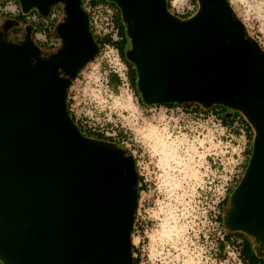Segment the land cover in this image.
<instances>
[{"label":"water","instance_id":"1","mask_svg":"<svg viewBox=\"0 0 264 264\" xmlns=\"http://www.w3.org/2000/svg\"><path fill=\"white\" fill-rule=\"evenodd\" d=\"M47 16L60 45L42 52L27 25L0 21V263L134 264L139 198L133 155L84 136L67 110L78 71L97 53L81 0H17ZM128 37L126 59L144 104L195 102L240 111L254 129L251 153L223 215L264 253V51L245 36L228 0H197L181 19L166 0H111Z\"/></svg>","mask_w":264,"mask_h":264},{"label":"rangeland","instance_id":"2","mask_svg":"<svg viewBox=\"0 0 264 264\" xmlns=\"http://www.w3.org/2000/svg\"><path fill=\"white\" fill-rule=\"evenodd\" d=\"M228 2L244 24L245 36L264 51V0ZM50 11L60 13L56 26L63 18L61 4H54ZM120 23L129 42L122 19ZM20 26V33H10V27L7 35L22 38L26 27ZM54 28L47 36L55 37L60 45ZM34 37L43 38L40 34ZM103 55L82 67L67 96L75 115L100 117L106 126L122 131L125 140L115 141L133 154L138 175L142 174L145 188L137 201L133 256L139 257V264H238L232 247L225 248L224 259L216 250L222 232L214 214L222 213L219 202L241 175L245 149L250 145L247 137L241 131L234 133L236 128L221 129L210 119L144 106L136 89L134 66L129 85L112 90L106 82L108 66Z\"/></svg>","mask_w":264,"mask_h":264},{"label":"built area","instance_id":"3","mask_svg":"<svg viewBox=\"0 0 264 264\" xmlns=\"http://www.w3.org/2000/svg\"><path fill=\"white\" fill-rule=\"evenodd\" d=\"M172 1L170 0V10L169 11L173 15L181 19L183 16H186V15L192 16V14L198 8V3L195 0L194 2H192V0H176V1L172 0ZM81 5L88 15V25H89V30L92 36L98 37V38L108 37L110 39V42H106V43L100 42L97 45L98 51L96 55L90 61H93L94 59L98 58L99 55L103 53L104 55H103L102 60L106 61L107 66H108L107 71H106L107 85H108L107 73L109 71H112L119 77L120 82H121L120 85L128 86L130 79H131L130 74H131L132 67H130L128 63L122 58L118 49L114 45L111 44L113 42L122 41L125 38L124 33L121 32L120 20L122 18H121V12H120L119 7L111 0H82ZM7 12L10 14V16H14V17L18 16L19 14H23V21L21 23L24 24V27L26 26V24H29L32 27V34H33L32 39L35 41L36 44L41 43V42H47L49 47H53L52 50L50 51L55 50L59 46V43L57 39H55V37L50 38L49 36H47V33L49 34V29L51 28L53 31V28L55 26L54 23L60 18V13L58 11H49L48 17L45 19H42V16L40 14L39 15L41 17L38 16V12L36 10L33 12L29 11L27 13H23L20 9L19 4L15 2V0H0V13H7ZM41 21L44 23V28L42 30H39L38 23ZM47 26H49L48 29H47ZM37 34L42 35L43 38L34 37V35H37ZM67 98H68L67 100H68V105H69V111L74 116V119L79 121V124L81 125V127L88 128L91 130L101 131V132H104L105 135H108V136H115L117 134V130L113 129L112 126L111 127L106 126L107 122L102 121V118L100 117L93 118V117H87L86 115H80V114L75 115L73 108L71 107V102L69 103L70 101L69 96H67ZM143 105L146 107H150V109H153L154 107L156 108V106L163 107L164 113L173 114V113L180 112L182 114H188V115L195 116L199 119H210L212 122L217 123L221 129L225 128V129L232 130L233 128H236V131H233L234 133L239 134V131H241L244 133L246 137L245 125H243L241 122L237 120L238 117L236 115H235L236 120L233 122L232 125H225L222 122V119L218 118L217 114L213 110H208V111H204L202 109L199 110L196 108L197 106L193 103L176 104L174 106H168L165 104H151V105L143 104ZM219 214H220L219 211H217L214 214V221L217 223L219 230L222 232L221 237H220V241H221L223 240L227 229L225 228V226H223L220 223ZM241 241H242L241 238L233 235L230 237L229 241L225 244L223 250L219 249V244L216 250L218 251V253L225 254L227 252L225 248L232 247L231 248L232 254H234V258L238 260V264H248V263L242 262L241 260V256H240ZM225 257H226V254L224 258Z\"/></svg>","mask_w":264,"mask_h":264},{"label":"trees","instance_id":"4","mask_svg":"<svg viewBox=\"0 0 264 264\" xmlns=\"http://www.w3.org/2000/svg\"><path fill=\"white\" fill-rule=\"evenodd\" d=\"M195 1L197 2V0H195ZM81 2H82V0H81ZM166 2H167V8H168V10H170V0H166ZM8 16H10V14L8 12L7 13H0V21L3 20V19H5ZM189 16L190 15L183 16L182 19H186ZM14 20H16L19 23H21L23 21V14H19L18 16H15V19ZM43 28H44V23L41 21V22L38 23V29L39 30H42ZM10 31H11L10 33H12V34H18V33L21 32V28L19 29V27H11ZM31 37H33V34H32ZM93 39L95 40V42H96L97 45L100 42L101 43L110 42V39L108 37L98 38V37H94L93 36ZM111 44L114 45L118 49V51H119L120 55L122 56V58L126 62L130 63L126 59V57L124 55V47L127 46V44H128L127 40L124 38L122 41L113 42ZM38 46L41 49H44V50H52V48H53V47H49V45L47 44V42H41V43H39ZM107 79H108V85H109V87L112 90L116 91L117 87L121 83L119 77L115 73H113L112 71H109L107 73ZM189 103L195 104L197 106L196 108L199 109V110L202 109L204 111H208V110L212 109L217 114L218 118L222 119V122L225 125H232L233 122L236 120V116L238 117L237 120L239 122H241L243 125H245V133H246V137H247V142H250L249 143L250 145L246 146V149H245L247 155H246V159H245V163H244V167H243V170L241 172V175L235 181V183L233 184V186L230 188V190L228 192V195L225 196L219 202V204L221 205L222 211L225 212V209L227 208L228 203H229V196H230L229 194H230L231 190L237 185V183L240 180V178L242 177L243 171H244V169L246 167V164H247L249 155L251 153V145H252L251 144V141L253 139L254 129L251 126L250 122L245 118V116L240 111H238L237 113L235 112L231 116L227 117V113H225V108H224L225 106H223V105L214 104V105H212V106H210L208 108H203V106L201 104H198V103H195V102H187V103H182V104H189ZM162 104H165V105H168V106H174V105H176V103H162ZM67 110L69 112V115H70L71 119L73 120V122L76 124L77 128L79 129V131L84 136L90 137V138H93V139H97V140H103V141H108V142H110V141L111 142H115V143H117L116 144L117 146L124 148L119 143V142L125 140V135L122 133V131L119 130L115 136H108V135H105V133L104 132H101V131L91 130V129H88V128H83L79 124V121L78 120H75L74 119V116L69 111L68 100H67ZM115 140H118L119 142H117ZM138 182H139L138 190L140 192L141 190H143L145 188V185L143 184V177L140 176V175H138ZM223 215H224V213L222 215L220 214L219 220H220V223L224 226V224H223ZM135 225H136V213H135V220H134V224H133V228H132V235L134 233ZM233 235L234 236H237V237H239V238L242 239L241 246H240V256H241L242 262L247 263L248 260H251V263H254L256 260H262V262H264V253H262V252L261 253H258L257 247H253V244H256L257 246H258V244L249 235H247L246 233L241 232V231H228V230H226V233L224 235L223 240H221L218 243L219 244V249L223 250L225 244L229 241L230 237L233 236ZM134 253H135V246L132 244V254H134ZM224 256H225V254H223L220 258L223 259ZM133 263L134 264H139V257L138 256H133Z\"/></svg>","mask_w":264,"mask_h":264},{"label":"flooded vegetation","instance_id":"5","mask_svg":"<svg viewBox=\"0 0 264 264\" xmlns=\"http://www.w3.org/2000/svg\"><path fill=\"white\" fill-rule=\"evenodd\" d=\"M8 32V31H7ZM21 38V37H20ZM19 37H16V39H20ZM126 49H127V46H125L124 47V55H125V51H126ZM50 52H52V51H50ZM128 63V62H127ZM128 65L130 66V67H132L131 69V74L133 73V65L131 64V63H128ZM217 109V108H216ZM237 113L238 111L237 110H233V109H225V113H227V117H229V116H231L233 113ZM224 212L222 211V213H221V215L223 214Z\"/></svg>","mask_w":264,"mask_h":264},{"label":"crops","instance_id":"6","mask_svg":"<svg viewBox=\"0 0 264 264\" xmlns=\"http://www.w3.org/2000/svg\"><path fill=\"white\" fill-rule=\"evenodd\" d=\"M172 1V0H171ZM176 1V0H175ZM173 2V1H172ZM192 2H194V0H192ZM5 19H15V17L14 16H8V17H6ZM17 19V18H16ZM13 27H19V29L21 28V26H20V23L18 22V25H14ZM26 27V26H25ZM49 28V26H47V29ZM54 38V37H53ZM253 247H255L254 246V244H253ZM247 263L248 264H264V262H262V260H256L254 263H251V260H248L247 261Z\"/></svg>","mask_w":264,"mask_h":264}]
</instances>
